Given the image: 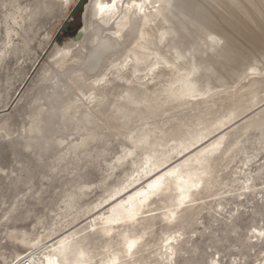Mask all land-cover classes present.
<instances>
[{
	"label": "rangeland",
	"instance_id": "1",
	"mask_svg": "<svg viewBox=\"0 0 264 264\" xmlns=\"http://www.w3.org/2000/svg\"><path fill=\"white\" fill-rule=\"evenodd\" d=\"M91 2L0 0V264L31 252L21 238L49 236L47 242L73 228L87 232L96 261L120 252L116 231L124 227L115 228L110 238L88 227L93 215L108 211L112 203L105 199L155 160L145 164L146 155H161L226 118L232 120L228 126L173 160L182 162L221 138L210 159L211 176L204 178L209 183L166 222L161 208L176 192L165 176L143 219L127 225L141 240L138 252L123 257V264H168L161 240L177 233L172 264H263L264 74L249 70L236 85L202 97L172 95L163 65L153 69L147 63L137 73L132 62L108 67L131 47L139 18L131 14L123 42L118 41L113 22L98 17L91 26L85 23ZM96 49L94 62L86 63ZM96 78L102 84L94 85ZM128 95L137 103L130 105ZM249 104L255 105L246 111ZM89 113L94 123L87 130L82 122ZM155 176L113 201H126ZM246 179L254 191L245 192Z\"/></svg>",
	"mask_w": 264,
	"mask_h": 264
},
{
	"label": "bare ground",
	"instance_id": "2",
	"mask_svg": "<svg viewBox=\"0 0 264 264\" xmlns=\"http://www.w3.org/2000/svg\"><path fill=\"white\" fill-rule=\"evenodd\" d=\"M63 1L68 5L72 0ZM121 13L124 15L121 16ZM131 14L139 18L137 36H134L131 47L124 55L109 62V68L117 65L127 66L132 62V71L137 73L140 67L147 63L150 64L149 68L153 69L163 65L168 70L165 78H168V88L172 95L189 98L202 97L218 89L232 87L247 76L249 70L264 74V0H92L85 23L90 21L91 26L95 18L103 17L105 21L114 23L115 30L112 31L114 28L111 27V33L118 41L123 42V32L131 25ZM97 51L96 49L91 52L86 63L94 62ZM101 81L102 78H96L93 84L98 85ZM128 96L124 98L130 105L137 103L133 97ZM254 105L249 104L246 111ZM92 116L90 113L85 114L84 120L81 119L87 130H90L94 123ZM230 121L232 120L226 118L203 127L161 155H146L145 164L155 160L142 170L140 176L112 197L105 199L106 204L112 203L108 211L98 216L93 215L88 221V227L91 228L90 232L100 230L105 238H110L115 228L124 227L116 231L122 245L120 252L109 253L110 246L105 243L103 250H108L109 254L96 261L97 255L89 248L87 232L81 233L79 229L73 228L47 242L44 240L49 236L36 240L21 238L22 244L31 250L28 256H31L34 264H123V257L131 258L138 252L141 240L139 235L128 230L127 225L143 219V210L152 204L150 200L160 191L165 176L171 177L170 183L174 186L176 196L173 202L161 208L164 221L173 222L179 211L197 200L193 195H200V189L209 183V180L205 181L204 178L212 172L210 159L220 148L221 138H217L205 148L201 147L202 149L192 157L175 163L185 154L209 141L213 134L223 129ZM85 128L83 127L84 130ZM174 159H177L175 163ZM172 163L175 165L171 167ZM169 166L164 174L155 176ZM154 176L152 180L149 179L146 187L131 193L126 201H113L114 197L125 194L124 191L141 180ZM250 181L245 180V192L255 190V185ZM96 220L101 221L100 228H97ZM257 233L259 235L260 232ZM259 236L264 237V234L260 233ZM180 237L179 233L168 234L161 240V249L164 250L162 256L168 264L174 262L172 257L177 251L173 244L178 242ZM210 264L218 263L213 260Z\"/></svg>",
	"mask_w": 264,
	"mask_h": 264
},
{
	"label": "built area",
	"instance_id": "3",
	"mask_svg": "<svg viewBox=\"0 0 264 264\" xmlns=\"http://www.w3.org/2000/svg\"><path fill=\"white\" fill-rule=\"evenodd\" d=\"M29 253L25 254L24 256L20 258H15L14 264H34L33 260L31 259V256H28Z\"/></svg>",
	"mask_w": 264,
	"mask_h": 264
}]
</instances>
